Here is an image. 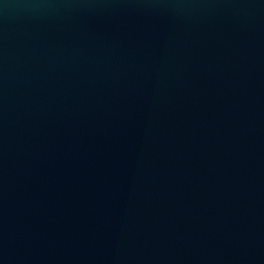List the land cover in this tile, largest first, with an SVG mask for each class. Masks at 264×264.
<instances>
[{
	"label": "water",
	"instance_id": "1",
	"mask_svg": "<svg viewBox=\"0 0 264 264\" xmlns=\"http://www.w3.org/2000/svg\"><path fill=\"white\" fill-rule=\"evenodd\" d=\"M0 264H264V0H0Z\"/></svg>",
	"mask_w": 264,
	"mask_h": 264
}]
</instances>
